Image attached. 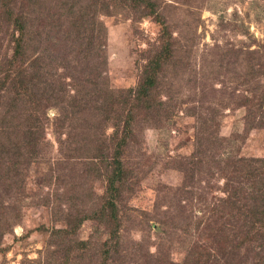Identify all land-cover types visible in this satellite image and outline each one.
Segmentation results:
<instances>
[{"label": "rangeland", "instance_id": "rangeland-1", "mask_svg": "<svg viewBox=\"0 0 264 264\" xmlns=\"http://www.w3.org/2000/svg\"><path fill=\"white\" fill-rule=\"evenodd\" d=\"M155 1L157 15L139 0L0 5V66L17 35L3 9L25 24L24 53L0 91V153L9 148L0 171L17 168L9 191L0 182V264H254L257 246L241 247V213L226 207L217 217L205 204L241 185L229 180L241 163L264 174V0ZM81 15L105 28L88 53L76 39L58 42L74 39L69 23ZM159 20L180 42V62L153 92L169 106L120 104L159 50ZM36 57L38 67L16 73ZM80 83L90 95L76 112ZM116 113L131 117L123 140ZM117 166L123 177L109 186ZM211 226L231 228L232 246Z\"/></svg>", "mask_w": 264, "mask_h": 264}, {"label": "trees", "instance_id": "trees-1", "mask_svg": "<svg viewBox=\"0 0 264 264\" xmlns=\"http://www.w3.org/2000/svg\"><path fill=\"white\" fill-rule=\"evenodd\" d=\"M6 1L8 2L7 4H9L10 0H0V5L1 6L4 5ZM29 1H31V4H34V3L37 4L38 2V0H29ZM141 2L142 4H144L145 9H147L145 12L146 14L144 13V15H153V14L157 15L158 14L156 13L157 3L155 0H139L140 4ZM4 7L5 6H3L2 8ZM3 11L10 18L9 20H11L14 23V27H15L14 32H17V35L15 36L12 33V36H11L12 38L10 39V41L13 44V52L9 56V58L4 61L5 64L2 63L0 66V69L2 68L1 71H3L4 77H6V78L1 79L0 81V91H2L3 87L5 86V83H6L5 80L13 73L12 71V67L14 66L13 62L15 61L16 58H18L19 55L24 53V47L22 46V43L23 41L25 43V38L23 35L25 24L22 21V18L20 17V15L14 14L13 10H8L6 9V7L3 9ZM0 13H1V10H0ZM84 18L85 17H82L81 15L77 17L75 20H73V22L69 23L72 25L74 39L70 40V39L64 38L63 40L58 41L59 44L61 43L64 47H67L66 45L68 43L76 39L75 41L80 42L81 44L84 42V50H86V52L88 53V49L92 45V40L101 39L104 35L105 28L102 24L99 28L94 30L93 27H90L89 25L90 23L87 24L86 21L83 20ZM159 23L161 24L159 50L148 59L147 63L145 64L142 70V77L139 79L136 87L134 89L128 90L129 93L130 92L133 93V94L130 93V100L128 98H124V100L119 99L118 102L120 104H125L126 102L134 103L140 108H143L146 110L151 109L152 111H156V112L158 111L157 108H161V107L166 108V106L168 108L169 106L166 101H163L161 99L155 101L154 100L155 95L153 94V92L155 93L159 89V83L162 79L161 77H163L162 70L170 63H172L173 65H177L176 61L180 62L178 55H177V51L179 50V48L177 47L179 46L180 42H179V39L174 37L171 31L168 30L164 21L159 20ZM96 33L97 35L94 36ZM35 34L36 32L33 31L32 40ZM176 43L178 44V46H176ZM51 46H53L52 49H54V45L52 44ZM37 60L39 62L41 58L40 57L34 58L32 62L30 63V65L23 67V69H21L20 71L19 70L16 71V73L19 75L25 72L24 70H26L29 66H31L32 69L35 67H38L36 63ZM50 64L51 63L47 64L46 66L50 67ZM18 83H19V80H18ZM91 84L95 86L97 83H91ZM80 85L85 87L83 83H80ZM13 86L14 84H12L9 88H12ZM99 91H100V88H99ZM88 95H90V92L85 87V89L80 93V96H78L77 98L73 97L72 101L69 102L71 110L72 111L75 110L76 112L81 111L82 108L88 104V100H87ZM3 96H4L3 94L2 95L0 94V97H3ZM102 96L104 100H106L107 97H109L108 95L107 97L104 96V93ZM14 99L15 97H13L11 100H14ZM111 101L112 102L110 101L109 102L112 104L113 102H115L114 100H111ZM32 102H35L36 104H40L38 100H34ZM97 103H99V105L104 104L103 102H99V98H98ZM96 107H99V106H96ZM114 118L117 122H122L121 127L125 130V132L124 134H122L119 140H123L128 135V127L130 123L129 121L131 117L129 116L128 113L125 114L124 118L116 113ZM117 126L119 127V125ZM26 142H27L26 148H28V150L31 152L30 154H33L34 152L32 148L34 147V145H36V143L29 139ZM117 145L120 146L119 144ZM7 149L9 148H7L5 145H2L1 146L2 153L0 154L7 155L8 153ZM18 150H19V147L17 146L15 152H17ZM117 150L118 149L116 148L115 151ZM202 152L203 151H200L199 153H202ZM115 153L117 154V152ZM119 154L117 155V158ZM231 162L232 160L230 159L229 160L230 165H231ZM2 163L3 161L0 162V165ZM12 166L13 167L7 164L6 166H4L5 169L3 171H0L1 184L4 181L6 182L7 179H9L8 176L11 173H15V170L17 168L14 164H12ZM251 166L253 165L248 164L244 166L241 163V169L240 168L236 169L234 167L232 171L230 170L231 175H229V177L231 179L229 178V180H232L237 183H241V185L235 186V185L227 183V187L229 186V189H226L225 198L218 199V203H215L213 205L205 204L206 205L205 208L208 209V211L211 212V214L217 215V217H219L222 214L221 213L222 209L226 207L227 209L233 208L234 212L236 213H241V232H242L241 247L245 243H249L250 241L253 242L257 246V250L255 251V254H254L255 255L254 264H264V174L253 171L250 168ZM117 167H118L117 170L121 169L120 166H117ZM115 168L116 166L114 167V169ZM111 175L112 177L109 182V186L112 184L115 178L123 177L121 170L114 171ZM9 187H10V184L7 183V188L5 190L9 191ZM114 192H115V189L113 187L112 189H110V192H109L111 193V197L114 196ZM109 208L111 209V214H112L113 213L112 203L109 204ZM213 223L217 224V219ZM230 224L231 223L229 222L228 225ZM211 228H212V231L215 233L220 232V235H221L220 239L225 240L226 244L229 245V247L232 246V241H234V238H233V233H232L231 228H227L224 233L222 232L223 229H221L218 226H211ZM227 230H229V234ZM111 237L112 235L110 236V238Z\"/></svg>", "mask_w": 264, "mask_h": 264}]
</instances>
